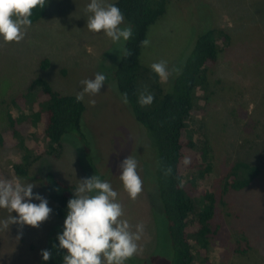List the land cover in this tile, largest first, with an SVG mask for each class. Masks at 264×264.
Masks as SVG:
<instances>
[{
    "label": "rangeland",
    "instance_id": "obj_1",
    "mask_svg": "<svg viewBox=\"0 0 264 264\" xmlns=\"http://www.w3.org/2000/svg\"><path fill=\"white\" fill-rule=\"evenodd\" d=\"M88 3L90 0H49L46 15L27 28L21 42L5 43L0 37V132L9 127L4 100L24 92L35 77H44L63 93L76 95L82 90L81 80L93 79L96 73L108 76L120 60L121 45L102 32L87 29ZM214 27L227 30L232 41L222 45L219 63L211 74L212 80L219 79L220 83H215L218 89L214 88L204 115L199 114L201 102L197 103L199 112L192 115L196 136L204 130L214 157L213 173L200 180L212 187L217 199L212 221L217 233L211 242L210 262L264 264V173L246 189L221 194L224 174L238 160L263 167L264 0H172L167 15L149 31L150 44L143 49V64L150 67L164 60L171 73L169 78H173L182 68V58L198 32ZM45 58L50 64L43 69L40 63ZM90 99L96 101L95 106L89 105ZM84 102L85 126L92 135V159L99 173L106 176L104 181L117 191V200L124 209L122 219L130 223L133 231L137 224L144 225L139 251L134 256L145 264H166L169 241L157 200L151 193L153 184L144 172L148 174L151 167L147 162L151 153L145 131L107 84L98 95H85ZM63 143L61 157L39 160L25 179L19 178L12 167L23 163L21 149L0 147V178L35 184L33 193L46 198L53 211L43 182L32 176L52 172L76 188L79 180L93 176L86 161L91 150L87 151L73 135L66 136ZM129 155L138 161L137 171L143 182L134 201L119 178V165ZM9 215L7 209L0 208V222ZM12 215L17 216L15 212ZM65 219L58 220L51 212L38 228L24 225L21 229L11 224L5 229L0 223V264H43L42 250ZM237 249L247 252L239 253Z\"/></svg>",
    "mask_w": 264,
    "mask_h": 264
},
{
    "label": "trees",
    "instance_id": "obj_2",
    "mask_svg": "<svg viewBox=\"0 0 264 264\" xmlns=\"http://www.w3.org/2000/svg\"><path fill=\"white\" fill-rule=\"evenodd\" d=\"M48 1L44 8L38 6L33 10L31 25L44 18ZM110 3L123 13L122 27L130 26L133 34L127 42H122L121 58L106 76L105 84L119 100L122 93H127V110L146 133L151 153L147 162L151 167L148 174L144 172L153 184L151 193L157 200L169 241L170 257L166 264H211V242L217 233L212 224L217 199L212 187L203 185L200 180L213 173L214 157L204 130L199 129L200 136H196L192 115L199 112L198 102L203 107H199V114L204 115L214 88L218 89L216 84L220 80H212L211 74L219 63L222 45L230 44L232 36L221 27L198 32L182 58V68L173 78L161 81L143 64L141 41L147 39L150 29L167 15L172 0H112ZM125 48L131 53L128 57L124 55ZM49 64V59L45 58L40 66L46 69ZM141 93L152 94L153 102L141 106ZM4 103L9 127L0 132V147L21 149L23 163L12 165L19 178H28L29 171L44 157H61L64 138L73 135L87 151L91 150L86 151L89 171L105 179L92 159V135L85 126L87 105L84 100L77 102L76 95L63 93L44 77H35L24 92L10 96ZM185 156L191 158L188 166L182 162ZM260 159L263 167L243 160L235 162L221 181L222 196L232 190L246 189L258 180L264 173V148ZM169 167L171 174L166 175ZM43 175H34L32 179L43 182L46 195L54 205L53 217L63 220L76 186L60 181L52 172ZM63 227L64 223L47 240L44 250L52 255L47 261L43 259V264H64L63 256L67 253L59 249L57 239ZM237 251L247 252L246 249ZM136 258L125 262L145 264Z\"/></svg>",
    "mask_w": 264,
    "mask_h": 264
},
{
    "label": "clouds",
    "instance_id": "obj_3",
    "mask_svg": "<svg viewBox=\"0 0 264 264\" xmlns=\"http://www.w3.org/2000/svg\"><path fill=\"white\" fill-rule=\"evenodd\" d=\"M45 4L46 0H0V37L3 41L21 42L32 24L30 17L33 10L38 6L44 8ZM85 12L89 13L86 26L90 32H102L121 47L122 42L132 37L130 26L121 27L124 15L115 4L106 3V0H90ZM149 44L147 39L141 41L143 47ZM124 55L128 57L131 53L125 48ZM150 68L161 81H167L171 74L164 60L152 63ZM106 80V75L102 73H96L93 79L81 80L82 90L76 94L77 102L83 101L85 95H98ZM121 100L124 104L129 102L127 93L121 94ZM153 100L154 96L150 93H141L139 97L141 106L150 105ZM88 103L95 106L96 101L90 99ZM182 162L188 166L191 158L185 156ZM119 167L123 188L134 201L141 193L143 184L137 171L138 161L129 155ZM165 174H171L170 167ZM79 181L74 198L67 203L63 232L57 237L59 249L67 253L63 256L64 264H125L139 251L138 241L144 231L143 223L137 224L133 231L130 223L122 219L123 206L117 200V191L113 190L109 182L96 175ZM35 186L33 183L0 178V208L7 209L10 214L0 222L5 229L11 224H17L21 229L24 225L38 228L49 218L52 209L46 198L33 193ZM32 200H38L39 203H32ZM13 212L17 216H13ZM41 255L47 261L52 253L42 250Z\"/></svg>",
    "mask_w": 264,
    "mask_h": 264
}]
</instances>
